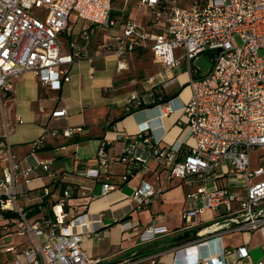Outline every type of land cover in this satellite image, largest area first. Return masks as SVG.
Masks as SVG:
<instances>
[{
  "label": "built area",
  "instance_id": "2783aa9c",
  "mask_svg": "<svg viewBox=\"0 0 264 264\" xmlns=\"http://www.w3.org/2000/svg\"><path fill=\"white\" fill-rule=\"evenodd\" d=\"M114 0H0V102L12 92V80L32 72L41 84L60 89L70 81L71 66L84 55L78 40L69 41L65 50L61 35L69 29L70 17L75 15L87 23L82 31L85 42L93 27L111 28ZM141 5L152 7L161 32H152L128 22L119 35L110 42L99 43L103 51L114 50L119 57V69L126 68V56L136 48L150 49L154 58L165 69H172L188 60L191 94L183 104L182 118L187 133L170 145L150 133V125L141 124L136 133H123L127 140L119 156L107 152L109 142L102 140L94 165L84 175L101 180L102 195L119 186L111 183L108 172L111 163L127 165L124 180L137 171H147L150 161L162 167L168 180H180L197 185L186 198L201 200L202 207L189 206L182 211L184 229L198 225L197 217L204 209L224 207L230 216L217 220L204 229V238L192 239L178 251L185 262L174 264H224L226 256L234 253L233 264H264L253 262L246 246L224 248L203 256L200 247L214 240L220 243L223 231L259 230L263 236L264 251V179L253 181L264 174V165L251 170L252 149L264 147V0H196L190 7H181L170 0H139ZM236 37L241 39L237 43ZM176 50L182 54L177 56ZM209 52L211 68L201 74L194 67V59ZM155 78L147 79L150 83ZM171 103V100H170ZM161 105L156 94L132 92L126 99L127 109H140L155 105L174 112L171 104ZM163 106V107H162ZM67 109L52 112L53 117L66 116ZM21 122V117H17ZM82 127H68L62 134L71 137ZM0 123V264H98L83 247L86 236L96 232L101 215L70 204L74 192L70 187L48 209L40 207L38 216H29L18 205L19 192L15 187L19 176L29 180L34 166L20 167L11 145L2 138ZM57 129L48 130L35 139L39 146L48 135L55 136ZM5 163V165H1ZM38 166L53 181L65 180L64 174L51 169L49 161ZM243 175L245 195L232 194L229 187L208 183L225 176ZM51 193L43 186L40 197ZM163 194L161 187L154 188L142 180L131 198L135 209H142ZM237 202V208L234 203ZM124 226H134L130 220ZM226 231V232H227ZM165 226H149L140 235L141 244L151 243L162 235H169ZM215 235V236H214ZM23 245H27L23 248ZM132 264H156L153 260H138Z\"/></svg>",
  "mask_w": 264,
  "mask_h": 264
},
{
  "label": "crops",
  "instance_id": "0c3cea01",
  "mask_svg": "<svg viewBox=\"0 0 264 264\" xmlns=\"http://www.w3.org/2000/svg\"><path fill=\"white\" fill-rule=\"evenodd\" d=\"M112 17L115 19V24L111 28L93 27L87 30L90 35L88 42L82 37V31L88 27L87 23L82 21L77 27L70 21L69 29L62 33L63 43L78 40V44L84 47V55L71 66L70 81L63 83L60 89L43 85L32 72H26L12 80L11 95L3 97L0 102L2 138L11 145L20 167L34 166L29 180L22 176L16 180L15 187L19 192L18 205L28 214L36 208L37 212L32 217L38 216L40 207L48 209L63 190L70 187L74 192L70 204L78 207L79 210L88 209L94 215H101L102 222L99 228L95 233L86 236L83 242L84 249L91 257L99 260L98 264H132L138 260H153L156 264L182 263L185 262L186 257L178 250L192 239L162 250L149 251L141 257L132 259L128 257L149 244L183 240L176 239L187 231L194 232L192 236H197V231L201 229L200 239L204 238L207 232L205 226L230 216L225 210L206 208L197 217L198 225L194 229H184L182 211L189 206H203L201 200L188 201L189 199L186 198V194L195 190L197 185H189L180 180H168L165 170H162L161 166L157 167L154 161L149 162L147 171H137L130 175L128 180L122 177L126 172L124 167L119 163H111L108 168L112 176L110 182L118 185L119 188L110 190L105 195H102L103 178L93 180L84 175L85 168L94 165L99 145L104 139L109 142L108 154L119 156L127 142L123 133L134 134L139 126L146 122L150 125V133L160 139L163 145L181 140L188 130L181 111L191 94V88L187 87V83L168 97L159 95L161 93L159 86L162 85L166 94H170L165 89L166 85L175 79H180L185 72L188 73V69L182 73L178 72L181 64L172 69H165L162 65V69L157 74L145 78L144 87L155 90L161 105H167L171 100L170 104L175 109L174 112L166 114L161 107L154 105L135 109L128 114L126 99L136 91L125 89L133 81L126 80L129 77V67L124 68L125 70L119 69L120 59L114 50L103 51L99 43L110 42L111 37L119 35L128 22L157 33L161 32V28L156 23L153 8L141 5L139 0H122L120 4H115ZM76 32L80 34L74 39L72 36ZM101 33H105L103 38L100 37ZM69 48L67 45L64 49L69 50ZM178 51L177 56L182 54L181 50ZM145 54L152 55V52L150 49L136 48L126 57L132 60ZM125 61L126 58L124 64L127 67L128 62ZM151 77L155 80L148 83L147 79ZM169 97L172 98L168 99ZM59 108H66L68 114L64 117H53L52 112ZM18 116L21 117V122ZM68 127H82V131L66 137L62 131ZM45 129H57L60 133L55 136L48 135L39 146L34 147L35 139ZM259 156L261 158L254 169L264 165V152ZM42 161H49L54 172L59 175L62 173L67 178L59 182L51 180L38 166ZM260 179H264V174L252 179V182ZM142 180L148 181L154 188L161 187L163 194L139 210L135 209L131 196ZM215 183L229 187L235 195L246 193L245 179L241 174L217 178L209 182L208 187L212 188ZM45 185L50 188L51 193L42 199L40 194ZM180 185L184 186L185 191L179 197L173 189ZM237 205L238 203L235 202V209ZM32 206L34 208L31 209ZM135 210L137 217L134 218ZM140 215L143 218L145 215L144 225L141 224ZM127 220L134 223V226L126 229L124 222ZM152 225L165 226L173 233L162 235L151 243L141 244V233ZM226 231L221 232L220 243L211 240L200 247L201 255L215 253L218 244L230 249L246 246L253 262L264 260L263 236L259 230ZM235 259L234 253L229 254L224 264H233Z\"/></svg>",
  "mask_w": 264,
  "mask_h": 264
},
{
  "label": "rangeland",
  "instance_id": "374dc122",
  "mask_svg": "<svg viewBox=\"0 0 264 264\" xmlns=\"http://www.w3.org/2000/svg\"><path fill=\"white\" fill-rule=\"evenodd\" d=\"M170 1H174V0H170ZM175 1H176L177 5H179L181 7H190L196 0H175ZM121 2H122V0H114L113 6H115V4H120ZM70 21L73 22L77 27L82 22V20L75 17V15H71ZM79 34L76 32L73 34L72 37L75 39V38L79 37ZM104 35H105V33H101L100 37L103 38ZM62 36L63 35H61V37ZM236 41L239 44L241 43V39L239 37H236ZM67 45L69 46V43L64 42V46L66 47ZM175 54L178 55L179 51L176 50ZM260 54H264V51L261 50ZM210 55L211 54L209 52L201 53L194 59V67L199 68L201 74L206 73L212 66V60L210 58ZM125 62H128L127 67L125 69H127L129 67V70H128L129 72L127 71L129 77L126 80L128 82L133 80L132 83H129V85L127 87H125V89H127V90L135 89L138 93L141 92L142 94L147 92L149 89H152L150 87L149 88L144 87V85H146L145 78L149 77L151 75L157 74L162 69V64L154 58L153 54L152 55H150V54L149 55L148 54L141 55V57H138L137 59H132V60L129 58L127 59V57H126ZM180 66L181 67L178 70V72L179 73L180 72L182 73V71L185 72L189 68L188 67V60L182 59ZM182 76H184V79H182ZM182 76L180 79H175L173 82L166 85L165 89L170 94H166L164 87L162 88V85L159 86L161 88V93L159 95L160 96L164 95L165 97L166 96L168 97V95L170 96L171 93L178 92L181 89L182 85L185 83H187L188 88H191L190 85L188 84V82H189L188 73L185 72V75L183 74ZM180 81H181V83H180ZM152 92L155 93V90H152ZM263 150H264L263 146H258L256 148L252 149V151H251V170H254V168L257 167L258 160L261 158L259 155L264 152ZM117 163H119V165H122L124 167L125 171L127 170V165L124 162L119 161ZM244 185H246V184L244 183ZM184 189H185L184 186L180 185L179 187L174 188L173 191L177 196L180 197L184 193V191H185ZM188 201H190V200H188ZM221 209L225 210L224 207H221ZM134 212L135 213H133L134 214L133 216L135 218V216L137 217V210H135ZM134 218H132V219L136 222L137 220ZM140 218L142 220L141 224L144 225L145 224V221H144L145 215H144V218L142 215H140ZM26 247H27V245H23V248H26ZM0 257L2 259H8L10 256H9V254L3 253ZM9 264H12V263H9Z\"/></svg>",
  "mask_w": 264,
  "mask_h": 264
},
{
  "label": "water",
  "instance_id": "95a60500",
  "mask_svg": "<svg viewBox=\"0 0 264 264\" xmlns=\"http://www.w3.org/2000/svg\"><path fill=\"white\" fill-rule=\"evenodd\" d=\"M197 236L194 235L192 236L191 238L189 239H183V240H180V241H174V242H166V243H155V244H149V245H146L140 249H138L134 254L130 255L128 258L129 259H132L136 256H139L141 254H144V253H147L149 251H154V250H162V249H165L167 247H170V246H173V245H177V244H182L184 243L186 240H190V239H195ZM115 262V261H114Z\"/></svg>",
  "mask_w": 264,
  "mask_h": 264
},
{
  "label": "trees",
  "instance_id": "16d2710c",
  "mask_svg": "<svg viewBox=\"0 0 264 264\" xmlns=\"http://www.w3.org/2000/svg\"><path fill=\"white\" fill-rule=\"evenodd\" d=\"M113 18V17H112ZM11 95V93H9L8 95H7V97H9ZM173 96H175V95H173ZM172 97H169L168 99H171ZM151 106H153V105H151ZM143 108V107H142ZM128 110V114L129 113H132L135 109H127ZM31 209L32 208H34L33 206L32 207H30ZM37 212V209L35 208V209H33V211H31L30 213H29V215L30 216H32L33 214H35ZM194 233V232H193ZM193 233H190L189 231H187V232H185V233H183L181 236H179V237H177V239L176 240H180V239H185V238H191V236L193 235ZM144 254H146V253H144ZM144 254H141V255H139V256H136V258L137 257H141L142 255H144Z\"/></svg>",
  "mask_w": 264,
  "mask_h": 264
},
{
  "label": "bare ground",
  "instance_id": "6f19581e",
  "mask_svg": "<svg viewBox=\"0 0 264 264\" xmlns=\"http://www.w3.org/2000/svg\"><path fill=\"white\" fill-rule=\"evenodd\" d=\"M172 107V106H171ZM173 108V107H172ZM163 112H165V109H163Z\"/></svg>",
  "mask_w": 264,
  "mask_h": 264
}]
</instances>
